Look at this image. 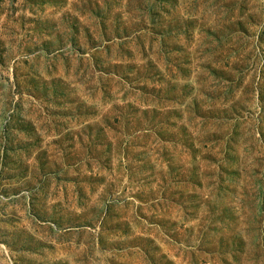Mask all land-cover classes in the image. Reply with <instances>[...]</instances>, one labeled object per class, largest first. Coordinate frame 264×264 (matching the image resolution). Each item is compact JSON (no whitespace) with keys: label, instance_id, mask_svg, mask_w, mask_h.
<instances>
[{"label":"rangeland","instance_id":"obj_1","mask_svg":"<svg viewBox=\"0 0 264 264\" xmlns=\"http://www.w3.org/2000/svg\"><path fill=\"white\" fill-rule=\"evenodd\" d=\"M0 264H264V0H0Z\"/></svg>","mask_w":264,"mask_h":264}]
</instances>
